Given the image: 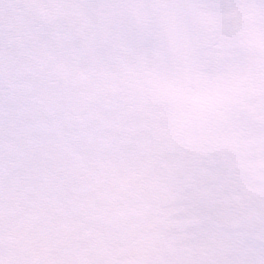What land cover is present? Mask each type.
Wrapping results in <instances>:
<instances>
[{"label": "clouds", "instance_id": "obj_1", "mask_svg": "<svg viewBox=\"0 0 264 264\" xmlns=\"http://www.w3.org/2000/svg\"><path fill=\"white\" fill-rule=\"evenodd\" d=\"M0 264H264V0H0Z\"/></svg>", "mask_w": 264, "mask_h": 264}]
</instances>
